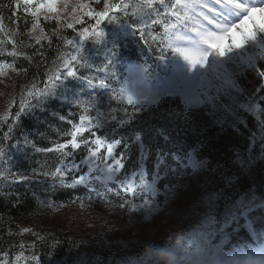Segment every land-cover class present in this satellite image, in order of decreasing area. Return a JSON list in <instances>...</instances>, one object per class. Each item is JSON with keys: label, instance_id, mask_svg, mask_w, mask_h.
I'll return each instance as SVG.
<instances>
[{"label": "snow or ice", "instance_id": "snow-or-ice-1", "mask_svg": "<svg viewBox=\"0 0 264 264\" xmlns=\"http://www.w3.org/2000/svg\"><path fill=\"white\" fill-rule=\"evenodd\" d=\"M9 7L14 8L11 23L19 28L23 21L37 46L47 41L50 48L52 37L61 41L43 79L34 75L21 90L16 110L10 102L0 116V182L9 191L12 185L43 177L53 189L82 188L83 194L72 198L82 208L115 203L153 213L161 210V181L165 205L195 182L200 189L193 201L197 219L181 230V239L227 244L264 237V184L258 185L251 171L264 162V56L254 64L238 56L251 43L264 41V0H12ZM47 22H55L51 34L44 27ZM109 24L121 25L135 38L140 54L146 52L154 63L129 64L121 80L114 62L123 46L107 38ZM65 30L74 35L68 38ZM0 33L11 37L2 16ZM86 42L103 48L100 63L85 57ZM7 44L10 49H0V77L5 78L6 70L26 71L16 60L30 59L15 39ZM35 54L47 63L43 50ZM154 68H162L163 74L154 75ZM66 78L82 80L89 94L78 101L77 111L59 117L62 139L45 147L25 140L55 161L37 162L31 175L13 168L9 152L20 146L14 132L21 115ZM209 125H218L221 133L230 128L247 139L246 146L231 149L234 171L219 163L210 168L198 158L203 139L188 144L189 131ZM208 171L218 175V187L209 188V177L201 180ZM178 176L188 177L189 184L172 182ZM33 197L39 199L35 193ZM40 202L49 208L55 203ZM244 232L248 237L242 239ZM43 239L37 234V242ZM35 243H20L15 253L0 252V264H42ZM118 243L123 249L118 264H140L141 242Z\"/></svg>", "mask_w": 264, "mask_h": 264}, {"label": "trees", "instance_id": "trees-1", "mask_svg": "<svg viewBox=\"0 0 264 264\" xmlns=\"http://www.w3.org/2000/svg\"><path fill=\"white\" fill-rule=\"evenodd\" d=\"M11 3L12 0H0V16L3 17L5 30L11 33V37L0 33V49H10L11 45L7 44V40L12 38L30 59L21 57L15 61L18 68L26 71L6 70V78L0 77V82L5 81L4 87H0V116L5 114L10 102L14 104L12 111L16 110L15 105H18L21 90L32 82L34 75L38 80L43 79L46 66H51L57 55L56 48L61 44L56 37H52L53 43L50 48L47 41L37 46L35 41L29 38L23 21L19 28L11 23V12L14 10L9 7ZM44 27L51 34L56 25L55 22H47ZM106 28L109 41H117L123 46L114 62V70L120 75L121 80L126 75L129 64H143L145 60L154 63L146 52L143 56L140 54V49L135 45V38L126 34L121 25L109 24ZM62 34L68 38L74 35L71 30H65ZM38 50L45 52L46 64L42 63L43 57L35 54ZM83 54L90 62L100 63L104 52L102 47L86 42ZM8 59L11 61L13 58ZM88 94L89 89L82 80L66 78L36 101L34 107L22 114L14 132L20 146H14L9 152L11 166L20 171H27L31 175L30 169L36 167L37 162L53 163L54 156L35 152L31 144H25V140L32 141L36 147H45L62 139L57 133L58 128L64 127L59 117L77 111L78 101L85 99ZM150 122L158 123L154 119ZM145 131L147 134V130ZM200 139L204 140V144L199 149L198 158L206 159L210 168H216L219 163L233 171L235 169L230 163L233 156L231 149L236 145L242 148L248 143L245 136L237 135L230 128L221 133L218 125H209L203 127L202 131L187 133L189 145L195 146ZM80 155L81 153H77V161ZM251 171L257 184H264V162L253 166ZM204 177L211 178L210 189L219 186L217 174L208 171L202 173L201 180ZM171 179L177 184L189 180L188 177L179 176ZM164 182L159 183L160 201L164 200ZM242 182L247 184L248 179L244 178ZM198 191L200 192V189ZM83 192L82 188L53 189L52 182L43 177L39 181L32 180L12 185L11 191L0 182V252L15 253L19 249L14 246L36 242L35 252L40 255L42 264H110V262L118 264L123 253L118 242H127L131 246L140 239L134 232L118 230L120 219L115 212L119 207L115 203L105 205L95 202L92 205L85 204L83 208L79 201L72 203V198ZM33 193L39 199H34ZM17 194L21 201L18 205ZM44 199L54 200L53 207L42 205L40 201ZM190 224L183 226L155 246H151L145 240L140 241V264L143 262V264H264V237L259 240L251 238L239 243L230 241L227 244H220L219 241L215 244L191 242L179 237L181 230ZM24 228H28L29 233H22L21 229ZM37 234L44 239L37 242ZM247 237V232L241 234L242 239ZM54 242H59L56 247H52Z\"/></svg>", "mask_w": 264, "mask_h": 264}, {"label": "rangeland", "instance_id": "rangeland-1", "mask_svg": "<svg viewBox=\"0 0 264 264\" xmlns=\"http://www.w3.org/2000/svg\"><path fill=\"white\" fill-rule=\"evenodd\" d=\"M238 56H240L245 63L251 62L254 64L258 57L264 56V41L251 43L248 46V50L243 53H238ZM152 71L154 75L157 73L163 74L162 68ZM4 84L5 81L0 82V87H4ZM129 87L131 89V85ZM204 119L207 120L208 118L204 117ZM183 184L188 185L189 180H186ZM198 190L199 188L195 185V182H192V187L181 190L180 193L175 198L170 199L166 205L164 204V200L160 201L161 210L159 212H133L130 211L128 207H119V211L116 210L115 212L116 216L120 219L118 222V230L122 232H134L139 237V242L145 239V242L149 243L151 246H155L165 241L183 226L193 223L197 219V210L193 207V201L197 194H199ZM146 238H155L156 240L154 241ZM172 248H170V250H172ZM158 251L163 252V250ZM159 257L161 256L159 255Z\"/></svg>", "mask_w": 264, "mask_h": 264}]
</instances>
